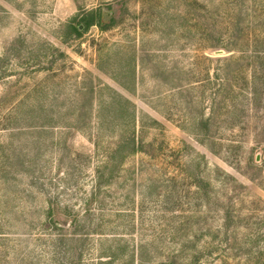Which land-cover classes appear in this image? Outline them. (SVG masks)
Wrapping results in <instances>:
<instances>
[{"label":"rangeland","instance_id":"obj_1","mask_svg":"<svg viewBox=\"0 0 264 264\" xmlns=\"http://www.w3.org/2000/svg\"><path fill=\"white\" fill-rule=\"evenodd\" d=\"M91 10L108 28L76 36L70 23ZM113 93L135 108L146 149L174 154L125 159L112 188L117 209L135 211L129 244L149 248L148 264H250L245 235L264 215V0H0V264H95L88 250L110 244L93 236L79 262L78 243L67 254L46 225L49 201L78 191L69 181L89 189L78 154L94 153L99 105V117L119 112Z\"/></svg>","mask_w":264,"mask_h":264},{"label":"trees","instance_id":"obj_2","mask_svg":"<svg viewBox=\"0 0 264 264\" xmlns=\"http://www.w3.org/2000/svg\"><path fill=\"white\" fill-rule=\"evenodd\" d=\"M112 21H114V18ZM92 25H98L101 29L106 30L109 24L103 21L99 11L91 10L84 13V15L80 17L78 23L71 22L69 26L76 36H81L83 32L82 27L84 26L87 29ZM50 47L52 46L50 45ZM61 54L62 56L65 55L64 53ZM54 55L55 52H53L52 56H49L48 52L45 53L46 58H53ZM123 86L129 89L126 85L123 84ZM220 92L221 90L215 92V104H218L217 102L224 96ZM251 93L253 94L254 92L252 91ZM113 96L114 98L112 100H108L105 103H109L111 106L117 104L119 112L112 117H99L104 114L108 108L107 104L103 103L99 105L100 114L97 116V119H93L90 122L94 129H97V132L91 133V135L88 136L89 141L94 145V153L78 154L81 156L80 158H86V165H81L79 170L83 173V177H86L84 179H86L89 189H83V187L79 186L78 182L73 183L69 181V186H72L69 187V189L74 191L77 187L78 191L71 194V199L63 201L61 199L62 196L68 194L67 191H63V188L59 191L56 200L49 201L50 207L47 211L48 225L46 226H49L53 231L51 234L54 239L51 240L53 241L52 245L65 247L67 254L75 252V247L71 246L70 242L78 243L76 247L81 248L80 252H77L79 255V262L84 260V253L86 250L85 244L91 241L92 237L96 235L106 237V239H102V241H110V244L107 247L103 246L98 256L94 255L93 250H88L87 254L91 256L90 259H88L90 262H96L95 264H114L123 257L127 260L123 261L122 264H148L146 263L147 257H145V254H148L149 248L142 243L129 244V239L126 238V235H133L129 231L133 230L137 224L135 220V211L125 214L126 210L117 209L120 203V195L113 190L112 186L116 184L115 181L117 179L121 178V169L128 156L138 153L149 154V156H153L154 159L160 160L159 158H161L160 162L163 163L174 154L167 156L161 148L155 149L154 153H150V151L146 149V146L149 145L153 148L155 145L152 144V142L144 143V140L139 137L138 123L140 121L132 103L120 94L117 95L113 93ZM54 106V101L53 103L49 102L48 104H42L40 110L46 111L52 107L54 108ZM91 107L94 108V104H92ZM81 108L83 109L84 107L82 106ZM117 118H121V120ZM212 119V116L203 118L200 123L208 126ZM111 126H113V128L117 126L120 127V130L117 131L119 138L116 142L113 140V136L107 135V130L110 129ZM115 132L116 131L113 130V133ZM107 138L110 139L105 140ZM107 142L110 143V145L107 144ZM201 142L205 143V141ZM213 150L212 151L215 153L218 151V149ZM157 151L160 155H157ZM140 166L141 168H134L131 171L126 181L133 180L132 177L135 178V176L146 173L148 166L143 162H141ZM154 166L155 164L151 163L149 169ZM156 176L157 175L151 177L149 181H154V178H157ZM200 180L209 185V182L205 181L202 176ZM66 181L68 180H65V183ZM82 193L86 195L83 196L81 195ZM125 198L129 200V195H125ZM74 200L79 201L76 203ZM202 200H204V198H202ZM80 202L83 203V207H80ZM206 206L207 205H205V207ZM199 214V216L204 215L202 212ZM123 216H131L132 219H128L126 223H122L120 220ZM252 218L259 220L258 224L260 226L255 229L256 232L251 231L248 235H245V246H249L248 250L245 251V255L248 257V263L250 264H264V227H262L264 226V215H254ZM224 225L225 224H222L221 227H226V225ZM209 226L210 225L207 227ZM209 232H211V230ZM36 239L38 240L41 238ZM193 256L194 257H191L189 260L182 261L180 264H197V262H199V256ZM262 259L263 262H261ZM171 263L172 262L165 263V261H162L159 264Z\"/></svg>","mask_w":264,"mask_h":264}]
</instances>
